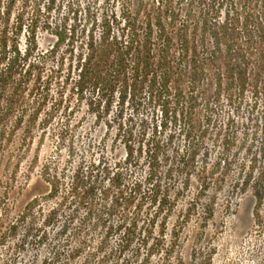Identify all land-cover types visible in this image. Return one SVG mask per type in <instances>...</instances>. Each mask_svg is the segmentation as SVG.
I'll list each match as a JSON object with an SVG mask.
<instances>
[{"label": "rangeland", "instance_id": "1", "mask_svg": "<svg viewBox=\"0 0 264 264\" xmlns=\"http://www.w3.org/2000/svg\"><path fill=\"white\" fill-rule=\"evenodd\" d=\"M23 1H14L9 27L23 9L25 26L19 43L24 47L26 27L35 9L37 51L33 55L44 59L43 77L56 73L46 97L25 95L3 124L0 230L34 198L38 201L31 216H35L39 233L47 212L58 204L61 210L54 223L46 226L42 243L29 238L18 247L16 243L31 218L27 217L18 227L16 239L8 237L0 244V264H264L263 101L246 92L240 110L235 112L222 99L216 122L206 127L189 150L193 162L178 166L188 140L178 126L160 129L156 144L150 137L158 113L126 105L116 118L117 106H113L108 117L97 120L86 106L90 95L86 92L80 101L71 90L75 71L69 66L70 42L74 48L79 37L57 42L56 27L86 28L91 21L88 12L97 17L102 12L109 14L110 5L118 7L119 2L28 0L24 5ZM189 88L183 82L184 95ZM37 103L39 109L31 112ZM19 113H23L20 123L13 127L12 117ZM193 118L200 127L202 112ZM143 127L145 136L141 138ZM124 129L131 131V157L126 156ZM115 171H120L124 187L130 188L134 182L139 186L138 229L149 237L147 246L133 242L123 253L116 231L106 233L94 220L96 207L109 204L101 191ZM76 175L91 187L93 216L84 206L63 204ZM53 180L57 192L48 197L49 181ZM112 193L110 190V196ZM118 217L110 218L109 225H118ZM74 231L87 241L83 243Z\"/></svg>", "mask_w": 264, "mask_h": 264}, {"label": "trees", "instance_id": "2", "mask_svg": "<svg viewBox=\"0 0 264 264\" xmlns=\"http://www.w3.org/2000/svg\"><path fill=\"white\" fill-rule=\"evenodd\" d=\"M14 1L0 0L1 136L4 134L3 124L11 118L16 104L32 93L40 98L46 97L49 81L56 73L43 77L44 59L33 55L37 51L35 9L26 27L24 47L20 46V33L25 26L24 11L21 9L16 14L14 24L9 27ZM27 1L24 0L23 4L26 5ZM117 2L118 7L110 5L109 14L102 12L97 17L88 12L87 17L91 21L86 28L65 29L58 26L54 31L57 42L70 39V36L79 37L75 39L77 47L73 48L70 42L69 66L75 71L71 90L80 101L86 92L90 95L86 106L97 120L101 116L108 117L113 106H117L116 118L121 117L126 105L132 110L141 108L158 113L159 120L153 125L150 138L157 144L160 129L164 130L168 125L178 126L188 139L186 153L179 156L178 166L184 167L193 162L190 148L206 127L216 122L222 99L230 110L238 112L244 94L249 92L251 97L260 98L264 107V0ZM50 50L53 51L52 47ZM183 82L190 87L186 95L181 89ZM1 101H4L3 105ZM39 106L40 103H37L31 112H36ZM199 111L203 121L200 127H196L193 117ZM22 114L13 115V127L19 125ZM123 132L126 156L131 157V131L124 129ZM143 132L144 127L139 133L141 138L145 136ZM141 145L142 141L140 150ZM150 156L154 157L152 152ZM121 181L120 171L111 173L110 184L101 191L109 204L95 209V204L89 199L90 185L86 187L84 180L76 175L63 204L84 206L89 216H93L95 209L96 226L104 228L106 233L116 231L120 238L119 251L123 253L133 242H137L138 246H147L149 237L138 229L139 186L134 182L130 188L124 187ZM94 182L93 188L97 184V181ZM49 184L52 185L46 196L51 197L58 187L56 180L49 181ZM154 185L151 184L152 187ZM110 190L113 191L111 196ZM37 201V198L28 201L15 220L0 230V244L8 237L16 239L18 227L31 216ZM59 206L52 207L42 219L44 229L40 233L32 215L16 245L23 247L29 238L37 244L42 243L46 237L45 228L56 220L61 210ZM131 208L132 211H129ZM116 214L119 216L118 225H109L108 220ZM80 234L73 232L85 243L87 240ZM149 247L153 249L155 246Z\"/></svg>", "mask_w": 264, "mask_h": 264}]
</instances>
